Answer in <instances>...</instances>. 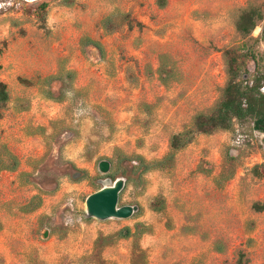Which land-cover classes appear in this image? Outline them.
I'll list each match as a JSON object with an SVG mask.
<instances>
[{"label":"rangeland","instance_id":"rangeland-1","mask_svg":"<svg viewBox=\"0 0 264 264\" xmlns=\"http://www.w3.org/2000/svg\"><path fill=\"white\" fill-rule=\"evenodd\" d=\"M250 7L264 12V0H166L164 8L159 0H0V82L10 92L0 147L21 160L17 174L0 173V264H264V211L254 209L264 203V177L254 173L264 165V133L253 120L195 135L171 170L146 176L145 190L124 189L119 206L138 205L133 218L100 222L85 207L110 179L116 150L161 159L174 135L215 109L225 51L264 58V21L248 38L236 30ZM84 38L103 52L83 48ZM163 56L179 74L169 87L157 74ZM61 68L77 74L64 102L21 82ZM255 71L247 61L245 78ZM52 91L57 97L62 86ZM102 160L109 175L98 170ZM21 172L31 173L30 185L21 186ZM36 195L42 207L24 213ZM157 197L163 213L150 208ZM136 223L151 233L137 245L117 239Z\"/></svg>","mask_w":264,"mask_h":264},{"label":"trees","instance_id":"trees-1","mask_svg":"<svg viewBox=\"0 0 264 264\" xmlns=\"http://www.w3.org/2000/svg\"><path fill=\"white\" fill-rule=\"evenodd\" d=\"M68 5V7H70ZM159 7H166V0H159ZM44 19L47 15V6L42 5L39 13ZM264 21V12L257 7H250L240 14L236 22L237 32L244 38L252 36L259 23ZM259 42H264V30ZM83 48L93 47L97 51L103 52L100 43L90 38L82 40ZM103 55V54H102ZM227 67V82L222 91V96L215 109L208 114H198L193 121L192 128L182 133L174 135L170 140L169 152L157 160H147L142 155L128 156L116 150V158L113 161V172L110 178L115 181L119 177L126 179V188L133 186L145 190L146 176L157 171L171 170L176 163L177 154L193 143L195 135L211 136L218 132L231 131L236 123H245L253 120L255 130L264 133V94L261 89L264 88V70L260 69L261 62L264 58L258 60L256 55L247 50L238 53L234 50L224 52ZM253 61L256 66L255 75L252 79L245 78L243 73L246 68L247 61ZM1 69V65H0ZM159 81L165 87H169L172 83L179 80V74L174 65L169 62L166 56L161 58L160 66L157 70ZM77 74L72 70L61 68L60 71L53 76L44 79L38 78L36 81L21 80L28 86H37L41 89V94L46 100L54 102H64L67 95L73 92V83L76 81ZM60 84L62 92L59 96H55L52 91V85ZM10 102V92L5 83L0 82V119L2 111ZM21 168V160L15 155L8 146L0 147V173L17 174ZM254 173L257 177H264V165L255 168ZM31 173H19V183L21 186L30 185L29 178ZM231 179V178H229ZM121 198V196H120ZM42 197L33 196L30 202L23 207L24 213H32L42 207ZM155 213H163L166 209L165 200L157 197L150 206ZM257 212L264 211V203L254 205ZM151 233V228L143 223H136L134 228L126 227L117 234L118 240H133L135 245L145 236ZM103 243L109 245L110 242ZM137 247V246H136ZM219 253L223 252V247L217 248ZM237 264H243L240 257Z\"/></svg>","mask_w":264,"mask_h":264},{"label":"water","instance_id":"water-1","mask_svg":"<svg viewBox=\"0 0 264 264\" xmlns=\"http://www.w3.org/2000/svg\"><path fill=\"white\" fill-rule=\"evenodd\" d=\"M99 172L106 176L112 170V164L109 160H102L98 165ZM76 175L75 178H78ZM102 188L89 195L85 201L86 215L89 219H95L100 222L108 220H129L133 218L140 210L138 205L119 206L120 195L126 187V179L123 177L113 181L111 178L103 181ZM49 237V230L42 234L43 239Z\"/></svg>","mask_w":264,"mask_h":264},{"label":"built area","instance_id":"built-area-1","mask_svg":"<svg viewBox=\"0 0 264 264\" xmlns=\"http://www.w3.org/2000/svg\"><path fill=\"white\" fill-rule=\"evenodd\" d=\"M261 92L264 94V88L261 89Z\"/></svg>","mask_w":264,"mask_h":264}]
</instances>
